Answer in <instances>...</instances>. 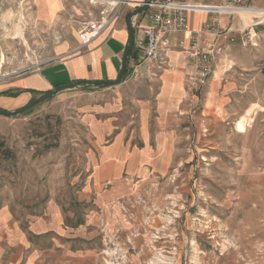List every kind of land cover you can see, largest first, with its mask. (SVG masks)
I'll return each mask as SVG.
<instances>
[{"label": "rangeland", "instance_id": "rangeland-1", "mask_svg": "<svg viewBox=\"0 0 264 264\" xmlns=\"http://www.w3.org/2000/svg\"><path fill=\"white\" fill-rule=\"evenodd\" d=\"M97 15L90 0H0V98L19 97L10 86L59 48L77 44L71 54L80 53L79 33ZM248 47L253 60L260 54L261 72L246 101L227 108L241 116L238 125L207 133L199 103L176 148L181 165L164 175L152 168L149 184L128 173L103 190L91 184L96 154L85 112L110 88L81 85L0 116V264H218L264 253L256 250L264 247V43ZM53 90L30 93L24 106ZM106 192L115 196L109 211L99 205Z\"/></svg>", "mask_w": 264, "mask_h": 264}, {"label": "crops", "instance_id": "crops-1", "mask_svg": "<svg viewBox=\"0 0 264 264\" xmlns=\"http://www.w3.org/2000/svg\"><path fill=\"white\" fill-rule=\"evenodd\" d=\"M132 1L133 6L123 10L115 27L97 37L83 51L71 54L77 44L70 50H66L67 47L59 48V54L49 64L37 72L17 79L10 88L19 93V97L0 98V108L15 111L24 106L31 94L45 93L60 85L80 81L117 80L129 43L128 17L148 0ZM187 1L203 6L222 4V0ZM263 1L246 0L245 5L251 10L237 11L244 13L245 19L228 13V10L208 9L189 13L187 31L171 36L172 48L165 55L167 64L161 66L157 62L144 66L140 80L131 81L126 78L119 86L99 93V96H92L93 99L99 98L96 103L91 104L93 108L90 106L85 112L91 125V152L96 154L90 178L92 185L101 190L106 185L121 184L126 173L129 176L137 174L143 180L142 184H149L152 180V168L161 175L169 169H177L181 164L177 161L176 148L182 137L191 132L190 125L196 118V111L201 112V124L206 126L209 134H214L218 127L230 121H233L235 126L238 125L241 116H236L235 112L231 113L227 108L235 107L240 101H246L248 91L252 92L257 85L261 70L255 60L260 54H255L256 58L253 60V49L248 46L258 48L264 43V27H261L262 32L258 34V38L248 45L242 43L239 32L250 29L247 25L255 22L256 13L261 10L258 9L257 3L264 6ZM144 13L133 19L135 46L134 54L128 62L127 73L141 53L144 42ZM210 23L214 24L213 29L206 30ZM261 26H264V23ZM226 30L233 31L237 36L236 43L218 42L224 47L223 57L219 60L207 87L201 94L190 97L186 83L195 68L188 58L187 51L193 38L197 33L202 34L203 46L210 48L217 42L216 35ZM199 103L201 111L196 110ZM256 104V100L247 102L249 107ZM102 195L105 198H99L102 201L99 205L109 211L115 196L108 192ZM170 199L178 206L176 194L171 195ZM53 230L47 229L43 232L51 233ZM260 249L264 250V247L256 248L257 251ZM252 254L250 253L249 257L242 256L241 261L235 257H218V264H264V253L260 256L257 252ZM198 260L211 264L209 257H200Z\"/></svg>", "mask_w": 264, "mask_h": 264}, {"label": "built area", "instance_id": "built-area-1", "mask_svg": "<svg viewBox=\"0 0 264 264\" xmlns=\"http://www.w3.org/2000/svg\"><path fill=\"white\" fill-rule=\"evenodd\" d=\"M246 0H222L221 5L203 6L190 3L187 0H157L150 5L144 14L145 26L142 27L144 42L139 57L127 73L126 78L138 81L142 76V68L159 62L161 66L167 64L165 55L172 48L171 36L186 32L188 29L187 15L191 12L203 10H228V13L236 14L237 11H250L245 5ZM130 0H90V4L98 9V15L88 22L79 33L80 45L76 51H83L93 40L102 35L117 24L121 17L123 8ZM261 17L250 26V29L239 32L240 39L244 45H248L258 38L257 28L264 23V11L259 10ZM213 23L206 26V30H212ZM217 42L210 48L202 44V34L197 33L188 49V58L195 70L188 77L186 89L189 96L201 94L207 87L219 60L224 55V47L218 42L234 44L237 36L233 31L219 32Z\"/></svg>", "mask_w": 264, "mask_h": 264}, {"label": "water", "instance_id": "water-1", "mask_svg": "<svg viewBox=\"0 0 264 264\" xmlns=\"http://www.w3.org/2000/svg\"><path fill=\"white\" fill-rule=\"evenodd\" d=\"M157 0H148L147 2L142 4V7L136 9L135 11H133L129 17H128V28H129V43H128V47L127 50L124 54L123 57V61H122V67H121V71L119 73V76L117 78V80L114 81H100V82H92V81H80V82H75L72 84H68V85H60L57 86L55 88V90L47 93L46 95L32 101L31 103L27 104L26 106L19 108L15 111H6L0 108V116L3 117H17L19 115H22L23 113L31 110L32 108H34L35 106L42 104L48 100H50L51 98L55 97L57 94L64 92V91H68V90H74L78 87H80L81 85H85L88 87H93V88H101V89H107V88H112V87H116L119 86L126 74H127V70H128V62L130 60V58L132 57L133 51H134V46H135V27L133 25V19L136 18L138 15L146 12L149 10V7L151 4H153L154 2H156Z\"/></svg>", "mask_w": 264, "mask_h": 264}, {"label": "trees", "instance_id": "trees-1", "mask_svg": "<svg viewBox=\"0 0 264 264\" xmlns=\"http://www.w3.org/2000/svg\"><path fill=\"white\" fill-rule=\"evenodd\" d=\"M133 54H134V52H133ZM133 54H132V56H133ZM5 153H6L5 155H7L6 158L11 156V151L9 149H6Z\"/></svg>", "mask_w": 264, "mask_h": 264}]
</instances>
